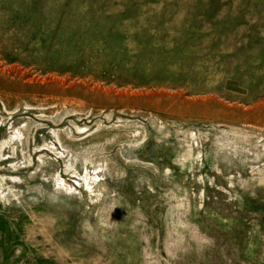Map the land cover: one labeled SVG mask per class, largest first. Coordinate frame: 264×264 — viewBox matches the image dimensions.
Masks as SVG:
<instances>
[{
  "label": "rangeland",
  "instance_id": "obj_1",
  "mask_svg": "<svg viewBox=\"0 0 264 264\" xmlns=\"http://www.w3.org/2000/svg\"><path fill=\"white\" fill-rule=\"evenodd\" d=\"M0 264H264V0H0Z\"/></svg>",
  "mask_w": 264,
  "mask_h": 264
}]
</instances>
